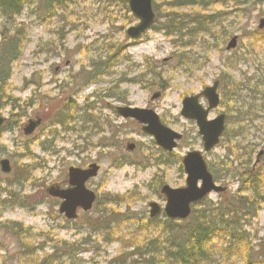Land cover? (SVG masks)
<instances>
[{
	"label": "rangeland",
	"instance_id": "374dc122",
	"mask_svg": "<svg viewBox=\"0 0 264 264\" xmlns=\"http://www.w3.org/2000/svg\"><path fill=\"white\" fill-rule=\"evenodd\" d=\"M31 1L14 17L16 29H22L21 54L11 64L10 78L0 91V114L6 118L0 130V160L8 158L12 167L9 175L0 171V264H149L131 254L129 240L145 246L164 235L161 228L168 218L163 212L150 218L149 203L164 206L160 189L165 184L185 187L182 157L190 150H203L197 125L180 114L186 96L212 85L223 72L232 78H223L230 84L227 91L223 89L227 97L209 118L222 112L227 115L226 110L234 107L238 123L226 119L219 145L205 154L208 162L217 161L226 178L232 168L240 173L245 170L241 162L251 147L255 149L252 163L264 150V26L260 27L264 0H220L209 6L176 9L197 17L190 27L205 23V15H218L222 26L215 24L216 19L205 24L216 38L221 27H228L231 34L218 39L205 33L192 38L166 34V15L173 9L168 0L158 2L155 25L138 39L126 34L136 20L112 0L101 4L79 0L51 16L38 6L39 0ZM7 22L0 15V45ZM233 36H238L236 47L228 50ZM190 40L191 46L183 45ZM94 62L101 63L108 74L85 82ZM231 92L238 97L230 100ZM156 93L159 96L154 97ZM201 102L207 106L205 99ZM124 105L156 111L164 125L183 134L177 148L163 150L142 131V125L119 116L116 108ZM37 117L41 125L25 135L29 119ZM230 133L238 137L230 139ZM130 143L136 145L134 149L128 148ZM234 145L238 152L230 154ZM94 161L101 169L86 185L96 193L97 201L91 210H80L69 220L59 211L62 200L47 190L54 184L67 186L70 166L86 167ZM249 170L263 176L264 186V154ZM226 178L216 181L227 189L212 193L209 200L215 202L220 194L237 189L238 182H224ZM117 197V204L110 201ZM261 207L259 215L246 224L252 242L248 257L242 251L238 257L220 259L224 243L214 239L215 261L264 264L257 254L259 240H264ZM191 214L175 221L186 224L193 220ZM149 220L154 221L151 232L145 227ZM5 225L21 230L14 236ZM164 241L159 240L160 248L167 249ZM164 252L154 253L152 262L165 258ZM159 264H171V260Z\"/></svg>",
	"mask_w": 264,
	"mask_h": 264
},
{
	"label": "trees",
	"instance_id": "16d2710c",
	"mask_svg": "<svg viewBox=\"0 0 264 264\" xmlns=\"http://www.w3.org/2000/svg\"><path fill=\"white\" fill-rule=\"evenodd\" d=\"M38 6H42L43 12L46 13L47 16H51L55 11L58 9H65L71 3H75L79 0H39ZM101 3H115L119 5L125 10L129 12L128 5L123 0H95ZM111 1V2H110ZM164 0H153V7L157 15V11L159 13V4L158 2ZM32 2L31 0H0V15L2 18L8 20L7 24H4L5 31L3 32L4 37L2 38V43L0 45V91H3L5 88V84H7L10 75H11V64L16 61L20 54H21V46L20 40L22 35V29H16L17 23L15 20V16L18 17L23 9L25 4H29ZM220 0H168L167 5L172 9V13L166 15L168 19V27L165 29L166 34H171L172 32L179 33L182 36L189 35V38L195 37L198 34L205 33L207 35H212L215 37V33L210 32L205 28V24L215 22V19L218 20V15L215 16L214 14L205 15L204 21L205 23L200 22L197 23V27H190V22L197 21V17L186 15L180 13L176 9L185 6H192V5H199V4H206L211 5L214 3H218ZM176 10V11H175ZM133 19V17L131 18ZM219 21V20H218ZM219 26H222L220 21L215 23ZM12 25V26H11ZM14 26V27H13ZM214 26V24H213ZM11 27V28H10ZM223 29V30H222ZM186 30V31H184ZM183 31L185 32L183 34ZM231 32L229 31L228 27H221L220 36L218 38L227 37ZM215 37V39H218ZM193 41L183 43L184 46H191ZM193 62H197V59ZM106 66H111L110 60L106 61ZM224 73V74H223ZM221 80V93H222V100L221 104H223V98L227 97V92H223V89L227 87L226 85H230L229 81L223 79L227 76L228 79H232L228 73L223 72ZM108 72L105 70V67H101V63L94 62L90 65V73L87 77L85 82H93L97 77H103L107 75ZM82 75V74H81ZM230 77V78H229ZM156 78V77H155ZM234 84V82H233ZM117 84L116 87L117 88ZM238 86V83L236 84ZM235 87V86H233ZM226 94V95H225ZM238 97L237 92H231L229 95V99L233 100V98ZM126 99V98H123ZM227 112V119H229L236 125L238 123V109L236 110L234 107L228 108ZM233 112L235 115L233 116ZM69 120V119H68ZM63 122V120L61 121ZM238 129V127H236ZM236 129V130H237ZM229 131V129H228ZM236 134V131H235ZM235 134H229L230 139ZM238 137V135L236 136ZM235 137V138H236ZM235 140V139H234ZM233 140V141H234ZM252 145V144H251ZM254 146V145H253ZM234 150L229 149L230 154H234V151L238 152V145H234ZM240 147V149H243ZM254 147H251L245 153V159L243 163L246 166L245 170L240 173L237 168H232L228 170L231 171L229 178L225 177L224 172L220 169L217 165V161H209L208 166L209 170L214 176L215 180H224V182H238V187L233 193H222L218 197L217 201L209 200L208 198L204 199L200 203L196 204L192 208L191 217L193 220L187 221H175L171 219L165 220V225L161 228V233L164 235H159L155 238V240H149L147 245H143L144 243H137L133 241V239L129 240V246L132 247L134 250L131 254L138 256L140 259L143 258L144 263L145 261L149 264H159V263H166L168 259L171 260V264H221L218 261H215L213 257V248L212 245L213 240L218 239L221 240L224 245L220 248V259H226L233 256L238 257V253L245 251L247 255L245 258L248 257L249 248L252 246L250 233L246 229V224L249 221H253L258 215L259 211L261 210V206L264 205V186L261 184L263 181V176L258 173L257 171H252L250 173L249 168L252 165V152H254ZM238 161V159H237ZM232 164V163H231ZM227 184V183H226ZM1 192H7L6 189H1ZM9 194H12L10 191ZM13 199L14 197H9ZM14 200V199H13ZM118 197L112 201V203H118ZM138 219V218H137ZM140 220V218H139ZM150 224H148L146 230L148 232L154 231L150 230L149 227H153L151 223L153 220H149ZM19 225V224H18ZM8 230H11L15 235H18V231L21 228H14L8 227L5 225ZM155 226H159L155 223ZM165 238L164 243L167 244V249L160 248V239ZM257 239H259L257 237ZM250 242V243H249ZM257 254H259V259L261 263L264 261V240H259V245ZM164 252L165 258H162L158 263H153L152 256L154 253H162ZM189 251V252H188ZM210 252L212 254H210ZM207 253V254H206ZM151 254V255H150ZM150 256V257H149ZM149 257V258H148ZM170 263V262H169ZM249 261H246L245 264H248ZM43 264V263H41Z\"/></svg>",
	"mask_w": 264,
	"mask_h": 264
},
{
	"label": "water",
	"instance_id": "95a60500",
	"mask_svg": "<svg viewBox=\"0 0 264 264\" xmlns=\"http://www.w3.org/2000/svg\"><path fill=\"white\" fill-rule=\"evenodd\" d=\"M128 3L132 15L138 20L137 24L127 29V35L131 38H138L146 32L155 22L156 15L153 10L152 0H125ZM264 26V20H261L260 27ZM237 36L232 37L227 45L230 50L236 47ZM219 81H215L212 86L205 87L200 93L184 98L181 114L189 119L196 121L198 132L202 137L203 149L205 152L213 149L219 142L225 131L224 113L219 114L213 119H208L210 110L215 109L220 104V96L217 92ZM155 95L154 97H157ZM203 96L207 99L208 107L204 108L199 98ZM119 115L124 118H134L143 124V131L154 136L157 144L162 148L171 151L177 146V140L182 135L164 124H162L158 114L151 110L133 106L117 107ZM5 119L0 115V129ZM40 124V120H30L25 128V133H32ZM129 149H134V144L128 145ZM262 155V151L258 157ZM183 168L186 173V186L172 188L164 185L161 193L166 198V204L163 208L164 213L170 219H186L192 211V205L204 199L212 192H222L226 187L217 185L211 172L208 170L206 160L201 151L192 150L187 152L183 160ZM0 169L4 174L12 171L9 159L0 160ZM100 165L96 162L91 163L88 168H69V188H59L52 185L47 192L51 196L62 199L59 211L68 219L76 218L78 210L89 211L96 201V193L86 187V182L97 176ZM199 182H201L199 184ZM150 216L155 217L161 213L162 208L157 202H150Z\"/></svg>",
	"mask_w": 264,
	"mask_h": 264
},
{
	"label": "flooded vegetation",
	"instance_id": "af4514ba",
	"mask_svg": "<svg viewBox=\"0 0 264 264\" xmlns=\"http://www.w3.org/2000/svg\"><path fill=\"white\" fill-rule=\"evenodd\" d=\"M38 118V117H37ZM6 121V120H5ZM30 123V119H29V121H28V124ZM135 146L136 145H134V148H135ZM67 176H68V170H67ZM67 186L65 187V188H68V187H70V184H69V178H68V180H67V184H66ZM61 188V187H60Z\"/></svg>",
	"mask_w": 264,
	"mask_h": 264
}]
</instances>
